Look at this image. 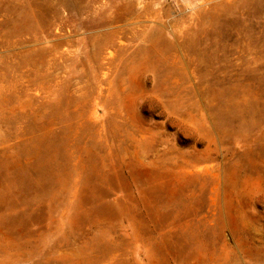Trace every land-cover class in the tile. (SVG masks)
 <instances>
[{"label": "rangeland", "instance_id": "rangeland-1", "mask_svg": "<svg viewBox=\"0 0 264 264\" xmlns=\"http://www.w3.org/2000/svg\"><path fill=\"white\" fill-rule=\"evenodd\" d=\"M0 264H264V0H0Z\"/></svg>", "mask_w": 264, "mask_h": 264}]
</instances>
